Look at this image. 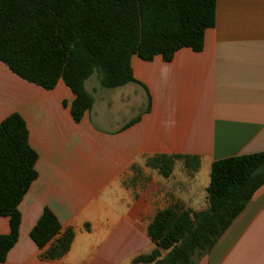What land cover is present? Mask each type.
I'll return each instance as SVG.
<instances>
[{"label": "crops", "instance_id": "0c3cea01", "mask_svg": "<svg viewBox=\"0 0 264 264\" xmlns=\"http://www.w3.org/2000/svg\"><path fill=\"white\" fill-rule=\"evenodd\" d=\"M133 81L108 88L79 122L75 95L45 89L0 61V122L25 121L37 177L22 198L18 239L0 264H139L156 245L147 233L167 207H208L211 164L264 150V0H216L203 48L130 60ZM177 156L169 175L149 164ZM48 207L74 233L58 259L30 231ZM9 232L0 216V235ZM198 264H264V184Z\"/></svg>", "mask_w": 264, "mask_h": 264}, {"label": "trees", "instance_id": "16d2710c", "mask_svg": "<svg viewBox=\"0 0 264 264\" xmlns=\"http://www.w3.org/2000/svg\"><path fill=\"white\" fill-rule=\"evenodd\" d=\"M216 0H0V61L22 79L52 89L61 79L75 98V122L93 105L85 82L97 72L104 88L133 81V55L170 61L183 47L203 48L215 23ZM37 153L24 119L12 113L0 122V216L9 232L0 235V262L18 239L22 198L37 177ZM177 156L149 160L163 176ZM264 184V150L214 161L206 188L208 207L177 205L159 210L147 227L156 247L139 264H198L218 237ZM56 215L45 207L29 235L43 257L61 258L74 233L60 235Z\"/></svg>", "mask_w": 264, "mask_h": 264}, {"label": "rangeland", "instance_id": "374dc122", "mask_svg": "<svg viewBox=\"0 0 264 264\" xmlns=\"http://www.w3.org/2000/svg\"><path fill=\"white\" fill-rule=\"evenodd\" d=\"M85 87L88 90H95L96 92V100L97 103L99 102V100H101V94L103 91L107 90L108 88H104L100 85L99 83V76L97 74V72H95L92 76H90V78L88 80H86L85 82Z\"/></svg>", "mask_w": 264, "mask_h": 264}]
</instances>
